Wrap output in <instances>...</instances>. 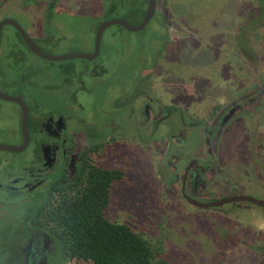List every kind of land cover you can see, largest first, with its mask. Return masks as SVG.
Masks as SVG:
<instances>
[{"label":"rangeland","instance_id":"rangeland-1","mask_svg":"<svg viewBox=\"0 0 264 264\" xmlns=\"http://www.w3.org/2000/svg\"><path fill=\"white\" fill-rule=\"evenodd\" d=\"M52 1L0 0V18H16L34 35L44 32L53 37L54 44L45 45L50 54H91L102 21L120 17L137 24L148 6L147 0H93L91 6L83 7L82 3L79 9L65 8L63 13L61 6L55 7L53 15L49 14ZM110 7L114 10L107 12ZM156 10L140 31L120 25L108 27L94 60L51 61L32 54L27 60L37 63L51 81H83L85 91L78 96L87 110L81 111L89 114L98 109L102 114L97 118L122 123V132L116 129L108 135L112 139L109 152L116 153L115 163L122 164L119 167L126 169L128 176L126 184L114 193L113 218L127 221L171 264H264V207L242 201L220 208H197L183 195L181 181L176 179L179 168H187L188 155L199 150L195 135L201 127L192 134L182 119L185 123L194 115L206 119L214 104L221 102L219 97L238 95L244 88L264 92V0H159ZM5 36L21 43L14 28L5 26L0 64L12 49ZM21 47L26 55L25 45ZM12 56V64H18L19 52L15 50ZM246 56L251 60L244 62ZM260 65L263 69L257 72ZM254 73V80H259L253 85L244 83L246 79L252 81ZM66 94L57 104L72 100L71 94ZM137 96L140 102L143 96L151 97L163 112H170L165 124L148 135L146 125L144 128L139 120H130L132 108H139ZM69 106L80 111L74 103ZM11 108L5 106L4 114L12 112ZM147 108L151 111L150 106ZM252 117L242 109L228 120L224 143L219 149L214 147L217 158L212 178L207 180L211 185L206 195L197 197L199 200L237 195L264 200V157L257 163L252 144L255 136L264 141L258 133L264 106L257 118ZM160 136L166 141H151ZM259 150L264 153V144ZM171 153L181 158L178 168L168 163ZM30 156L31 151L12 160L18 163L20 174ZM16 168L12 171L15 175L19 173ZM188 193L193 196V191ZM22 209L21 205L12 208L9 218ZM55 248L58 250L57 244ZM49 261L63 264L64 259L58 250Z\"/></svg>","mask_w":264,"mask_h":264},{"label":"flooded vegetation","instance_id":"flooded-vegetation-1","mask_svg":"<svg viewBox=\"0 0 264 264\" xmlns=\"http://www.w3.org/2000/svg\"><path fill=\"white\" fill-rule=\"evenodd\" d=\"M90 1L93 0H53L49 5L51 8L49 14H53V10L58 6H61L60 12L65 8L68 10L73 9L72 7H75L73 10L79 9L82 3H85L82 4L83 7L86 4L91 6L93 2L90 3ZM37 2L35 1L34 5ZM2 9V3H0V10ZM77 13L82 14L79 15L81 17L85 16L83 13ZM8 18L15 19L23 26L18 19L12 17L3 16L0 18V22ZM13 28L19 35L21 43L10 40V37H4L8 38L12 49L0 64V91L10 97H0V143L23 147V149L21 151L0 150V264H51L49 258L58 253L55 248L56 242L44 229L43 216H38V213L44 211L50 192L59 195L61 189L68 182L72 183L77 179L82 167L101 164L105 168H117L122 165L115 163L116 153L109 152L108 147L112 142L108 135L116 129L122 132V123L110 122L100 116L97 118L98 114H102L98 109L96 113L82 112L81 110H85L86 107L84 103L80 102L78 95L85 91L82 90L84 82L76 83L69 78H64L60 82L51 81L50 78L42 74L37 63L27 60L29 54L39 56L29 48L21 33L15 27ZM24 29L42 50H47L45 45L54 44L53 37L48 34L42 32L34 35V32H30L25 27ZM22 44L27 49L25 50L26 55L21 47ZM15 50L21 57L18 64L13 65L11 60ZM248 59L251 60L246 56L244 62ZM262 69L263 66L260 65L256 71L259 72ZM93 72L97 73V71ZM254 78L255 73L252 81L246 79L244 83L248 82V85H253L259 80L255 81ZM243 90L232 97H219L221 102L214 104L213 111L206 119L196 118L194 115L190 117L189 123L181 120L192 134L196 128L201 127L200 136L195 135L198 140V152L188 155L187 168L185 166V169L184 167L182 170L179 168L176 175L179 178L176 179L181 181L183 195H186L188 200L190 198L200 203L216 201H201L197 198L206 195L207 187L211 185L207 180L212 178L214 158H217L214 152L215 145L219 149L223 135L227 136L226 132L229 131L227 122L234 112L240 113L242 109H245L250 116H254L252 118L259 116V112L264 106V92L252 88ZM67 92L71 94L72 100L60 106L57 104L58 98L67 96ZM205 92L207 93V91ZM202 95L206 96V94ZM220 95L223 93H218V96ZM139 96L135 99L140 102ZM72 103L80 111L75 112L74 107L69 106ZM5 106H12L10 109L12 112L4 114ZM137 106L138 109L132 108L130 120H139L144 128L146 125L147 135L155 129H159L169 119L170 112H163L161 105L155 104L151 97L143 96V101ZM148 106L151 111H148ZM25 108L28 111L29 140L27 141L24 134ZM72 110L74 111L71 112ZM177 137L174 136V142H178ZM160 138H164V136L151 139V141H166V139ZM253 139L252 144L254 151L256 150L255 154L258 156L257 163H259L264 157L263 151L259 150L264 141H258L256 136ZM162 149L163 154H166V148ZM30 151L31 156L23 167L22 172L24 173L20 174L19 167L16 168L18 163L14 164L12 160H17L18 155L23 156ZM109 155L113 159L109 158ZM171 155L168 156V163L174 169L181 166L179 164L180 156L174 153ZM85 160L89 164L85 163ZM14 168L19 172L16 175L12 172ZM121 188L122 184H117L114 193ZM201 189L204 192L199 194ZM188 191H193V196L189 195ZM20 202L24 203L20 204ZM189 203L192 204L190 200ZM19 205L23 208L22 212L9 218V211ZM193 206L201 208L197 205ZM60 257L63 258L61 254ZM66 263L70 264L67 259H64L63 264Z\"/></svg>","mask_w":264,"mask_h":264},{"label":"trees","instance_id":"trees-1","mask_svg":"<svg viewBox=\"0 0 264 264\" xmlns=\"http://www.w3.org/2000/svg\"><path fill=\"white\" fill-rule=\"evenodd\" d=\"M113 10L110 7L107 12ZM125 170L101 164L84 166L59 195L50 192L38 216H43L44 229L70 264H171L142 233L111 216L114 189L128 180Z\"/></svg>","mask_w":264,"mask_h":264},{"label":"water","instance_id":"water-1","mask_svg":"<svg viewBox=\"0 0 264 264\" xmlns=\"http://www.w3.org/2000/svg\"><path fill=\"white\" fill-rule=\"evenodd\" d=\"M157 3H158V0H148V6H147L146 12L144 14V17L141 20V22H139L137 24H132L128 20H126L124 18H120V17L110 18V19H106V20L102 21L96 30L95 42H94V51L91 54H84V53H80V52H70V53L62 54V55L50 54V53L42 50L41 48H39L33 42L32 38L30 37L28 32L24 29V27L18 21H16L15 19H11V18L2 20L0 22V50H1V43H2L3 27L6 25H11V26L15 27L21 33L25 42L29 46V48L36 55H38L41 58L51 60V61H60V60H67V59H73V58H84V59L92 60L100 54L103 34H104V31L108 27H110L112 25H120V26H123L124 28H126L127 30H130V31H140V30L144 29L150 23L152 18L154 17V15L156 13V9H157ZM0 97L10 98L6 94L2 93L1 91H0ZM27 125H28V111L25 108L24 134H25L26 141L29 140V133L27 130ZM22 149H23V147H14V146H10V145L0 143V150L21 151ZM189 200L193 205H197L199 207H208V208L209 207H222V206L226 205L227 203L242 202V201H246V202L264 207V200L257 199V198L251 197V196H246V195H237V196L225 198V199L223 198V199L211 202V203H200V202H198L196 200L194 201L190 198H189Z\"/></svg>","mask_w":264,"mask_h":264},{"label":"crops","instance_id":"crops-1","mask_svg":"<svg viewBox=\"0 0 264 264\" xmlns=\"http://www.w3.org/2000/svg\"><path fill=\"white\" fill-rule=\"evenodd\" d=\"M259 133L264 136V120L261 122Z\"/></svg>","mask_w":264,"mask_h":264}]
</instances>
